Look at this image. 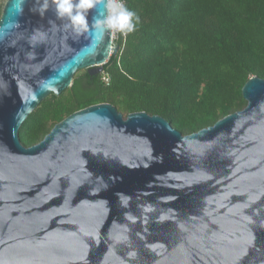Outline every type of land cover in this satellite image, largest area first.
Returning <instances> with one entry per match:
<instances>
[{"label": "water", "instance_id": "obj_1", "mask_svg": "<svg viewBox=\"0 0 264 264\" xmlns=\"http://www.w3.org/2000/svg\"><path fill=\"white\" fill-rule=\"evenodd\" d=\"M42 3L8 0L0 19V264H264V80L192 135L99 104L27 148L29 115L118 52L93 27L103 4L77 33Z\"/></svg>", "mask_w": 264, "mask_h": 264}, {"label": "trees", "instance_id": "obj_2", "mask_svg": "<svg viewBox=\"0 0 264 264\" xmlns=\"http://www.w3.org/2000/svg\"><path fill=\"white\" fill-rule=\"evenodd\" d=\"M7 1L0 0V19ZM123 2L139 15L137 30L114 41L118 52L103 73L74 77L70 88L29 115L19 131L23 146L39 144L56 125L99 104L125 117L160 116L183 136L246 108L244 86L264 80V0Z\"/></svg>", "mask_w": 264, "mask_h": 264}, {"label": "clouds", "instance_id": "obj_3", "mask_svg": "<svg viewBox=\"0 0 264 264\" xmlns=\"http://www.w3.org/2000/svg\"><path fill=\"white\" fill-rule=\"evenodd\" d=\"M55 7L59 20H67L64 28L83 33L89 30V14L103 4L105 15L96 20L93 27L99 32L119 33L123 36L134 33L140 23L139 15L125 6L123 0H43L38 12L44 15L49 6Z\"/></svg>", "mask_w": 264, "mask_h": 264}, {"label": "built area", "instance_id": "obj_4", "mask_svg": "<svg viewBox=\"0 0 264 264\" xmlns=\"http://www.w3.org/2000/svg\"><path fill=\"white\" fill-rule=\"evenodd\" d=\"M118 34V33H117ZM103 83L108 87L111 83V77L109 74H103Z\"/></svg>", "mask_w": 264, "mask_h": 264}, {"label": "rangeland", "instance_id": "obj_5", "mask_svg": "<svg viewBox=\"0 0 264 264\" xmlns=\"http://www.w3.org/2000/svg\"><path fill=\"white\" fill-rule=\"evenodd\" d=\"M118 35H119V33L117 34V33H115L114 34V39L115 40H117L118 39ZM85 72V70H83V71H79L74 77H80L81 75H82V73H84Z\"/></svg>", "mask_w": 264, "mask_h": 264}, {"label": "bare ground", "instance_id": "obj_6", "mask_svg": "<svg viewBox=\"0 0 264 264\" xmlns=\"http://www.w3.org/2000/svg\"><path fill=\"white\" fill-rule=\"evenodd\" d=\"M114 34H115V33H112V38L114 37ZM119 35H120V34H119ZM119 35H118V36H119ZM114 41H115V39L113 38V46L115 47V45H114Z\"/></svg>", "mask_w": 264, "mask_h": 264}, {"label": "flooded vegetation", "instance_id": "obj_7", "mask_svg": "<svg viewBox=\"0 0 264 264\" xmlns=\"http://www.w3.org/2000/svg\"><path fill=\"white\" fill-rule=\"evenodd\" d=\"M96 76H98V75H96ZM85 83H86V82L84 81L83 84L86 85Z\"/></svg>", "mask_w": 264, "mask_h": 264}]
</instances>
